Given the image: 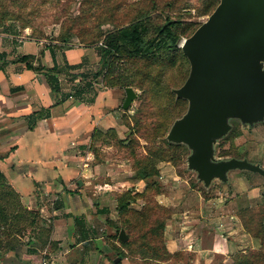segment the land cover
Returning <instances> with one entry per match:
<instances>
[{
  "label": "rangeland",
  "instance_id": "374dc122",
  "mask_svg": "<svg viewBox=\"0 0 264 264\" xmlns=\"http://www.w3.org/2000/svg\"><path fill=\"white\" fill-rule=\"evenodd\" d=\"M218 1L0 0V32L7 28L10 34H26L61 46L82 44L98 52V61L79 71L82 89H85L84 81L92 83L98 79L99 85H95L94 91L109 90L114 94L110 110L114 111L116 123L103 129L92 128L88 142L79 149L85 150L84 153L89 151L91 166L99 164L97 182L105 186L110 199L108 210L115 216L110 218L113 215L107 214L102 228L109 250L105 254L108 262L190 264L193 253L176 250L184 244H169V230H175L174 235L190 230L187 233L193 239L195 236L191 235L202 229L204 242L212 243L217 235L216 242L224 241L221 234L225 231L215 233L216 227L209 221L213 212L208 204L217 198V203H223L227 187L216 182L207 190L195 183L193 173L185 167V148L168 147L164 141L172 120L187 106L186 100L176 99L170 91L171 86L183 83L189 71L181 40L207 18ZM140 12L146 14L151 38L158 36L157 26L173 22L171 27L177 35L175 45L146 57L108 47L115 39V32ZM106 50L108 53L104 54ZM65 76L61 75L64 84L67 83ZM126 86H132L137 96L123 109ZM92 93L93 88L88 87L79 97L91 99ZM218 149L223 154H249L251 159H257L258 155L264 163V122L255 127L236 123ZM6 204L0 207L8 217L16 218L17 208ZM55 204L52 206L56 207ZM239 212L245 228L264 236V205ZM173 219L176 223L170 227ZM50 222L47 221L51 226ZM42 224H46L45 220ZM2 225L5 230L7 224L2 222ZM121 229L127 234L125 241L119 239ZM47 241H51L54 250L58 248L50 234ZM185 246L190 248L189 244ZM205 263L222 264L219 259ZM90 264H96L95 257Z\"/></svg>",
  "mask_w": 264,
  "mask_h": 264
},
{
  "label": "crops",
  "instance_id": "0c3cea01",
  "mask_svg": "<svg viewBox=\"0 0 264 264\" xmlns=\"http://www.w3.org/2000/svg\"><path fill=\"white\" fill-rule=\"evenodd\" d=\"M25 35L10 34L7 28L0 32V206H8L5 198L16 212L34 211V219L30 222L25 214L0 219L2 262L38 264L44 257L47 264H90L95 257L96 264H116L105 256L109 250L102 228L107 214L115 216L108 210L105 186L97 182L99 164L91 166L89 151L79 149L88 142L92 128L116 123L110 110L115 95L109 90L94 91L98 79L84 81L82 89L79 71L97 62L98 52L82 44H48ZM22 55L29 58L20 60ZM27 61L42 69L28 68ZM47 69L57 76L59 90L50 87ZM64 74L66 84L61 82ZM88 87L93 88L91 99L79 97ZM72 88L78 89L72 92ZM220 184L227 187L224 202L212 199L208 208L215 233L225 231L224 241L216 242L217 235L212 243L204 242L202 229L191 235L193 239L187 233L190 230L179 235L169 230V244H184L176 250L193 253L190 264L211 259L231 264L238 251L264 250V236L245 228L239 212L264 205V177L236 170L228 184ZM2 222L7 224L5 230ZM175 223L173 219L170 227ZM49 234L58 246L55 250L51 241L46 242Z\"/></svg>",
  "mask_w": 264,
  "mask_h": 264
},
{
  "label": "water",
  "instance_id": "95a60500",
  "mask_svg": "<svg viewBox=\"0 0 264 264\" xmlns=\"http://www.w3.org/2000/svg\"><path fill=\"white\" fill-rule=\"evenodd\" d=\"M180 47L189 71L171 91L187 106L165 139L186 146V170L205 189L216 182L228 184L236 170L264 177L261 161L246 154L222 155L217 148L234 121L248 127L264 122V0H219ZM136 96L126 86L122 108ZM127 238L121 229L119 239Z\"/></svg>",
  "mask_w": 264,
  "mask_h": 264
},
{
  "label": "trees",
  "instance_id": "16d2710c",
  "mask_svg": "<svg viewBox=\"0 0 264 264\" xmlns=\"http://www.w3.org/2000/svg\"><path fill=\"white\" fill-rule=\"evenodd\" d=\"M145 20H146V14L143 12H140L129 24L120 27L115 32V35H114L115 39H112L111 42H109L108 47H113L116 51L126 50L127 52H129L130 54H132L134 56L146 57V56L153 55V53H156V51H159L163 47H170V46L175 45V42L177 40V35H176V32H174L172 30V27H171L173 22L169 21V22L163 23L161 26H157L158 36L151 38L150 36H148V32H149L150 28L148 27V23H146ZM116 41H119L120 43H117ZM104 52H105L104 54L108 53L107 50ZM28 58H29V55H22L19 57L20 60H24V61L27 60ZM26 66L28 68H31V69H42L41 67H34L28 61L26 62ZM45 77H46V79H47V81H48V83L52 89L59 90L61 88V85H60V82H59L57 76L53 73V71L51 69H47ZM172 87L173 86L170 87V91H171ZM176 99H182V98H176ZM180 115H178V116H180ZM178 116H176V117H178ZM236 123H238V122L234 121L233 128L228 133V135L225 136L219 142L217 148H219L220 143L226 137H228L231 134ZM164 141L168 147H177V148L184 147L186 152H188L186 146L183 144L168 142L166 139H164ZM218 152H219V149H218ZM219 154L235 155V156L244 155V154H241V155H239V154H223L220 152H219ZM6 203H10V201L8 202L6 200ZM12 203L13 202L11 201V204ZM118 206H119V204H118ZM119 210H120V208H119ZM16 213H18V211ZM7 214L8 213L2 207H0V219H6ZM18 214L21 217L24 216V214H25V216L27 215L26 217L28 219H29V217H31V220L30 219L29 220H30V222L31 221L33 222L34 211H25V212L20 211ZM18 214H17V216H18ZM0 246H1V243H0ZM2 248H3V246L0 247V249H2ZM232 258H233V261L231 264H258V262H260V264H264V250L263 249H247L245 252L244 251H238L235 254H233Z\"/></svg>",
  "mask_w": 264,
  "mask_h": 264
},
{
  "label": "built area",
  "instance_id": "2783aa9c",
  "mask_svg": "<svg viewBox=\"0 0 264 264\" xmlns=\"http://www.w3.org/2000/svg\"><path fill=\"white\" fill-rule=\"evenodd\" d=\"M0 264H3L1 254H0ZM38 264H47V259L43 257Z\"/></svg>",
  "mask_w": 264,
  "mask_h": 264
}]
</instances>
